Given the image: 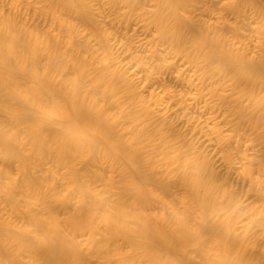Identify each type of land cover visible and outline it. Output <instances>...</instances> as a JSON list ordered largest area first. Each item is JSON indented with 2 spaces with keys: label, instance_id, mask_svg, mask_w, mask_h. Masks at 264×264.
I'll return each mask as SVG.
<instances>
[{
  "label": "clouds",
  "instance_id": "obj_1",
  "mask_svg": "<svg viewBox=\"0 0 264 264\" xmlns=\"http://www.w3.org/2000/svg\"><path fill=\"white\" fill-rule=\"evenodd\" d=\"M0 264H264V0H0Z\"/></svg>",
  "mask_w": 264,
  "mask_h": 264
},
{
  "label": "bare ground",
  "instance_id": "obj_2",
  "mask_svg": "<svg viewBox=\"0 0 264 264\" xmlns=\"http://www.w3.org/2000/svg\"><path fill=\"white\" fill-rule=\"evenodd\" d=\"M41 42H38V45L40 44Z\"/></svg>",
  "mask_w": 264,
  "mask_h": 264
}]
</instances>
